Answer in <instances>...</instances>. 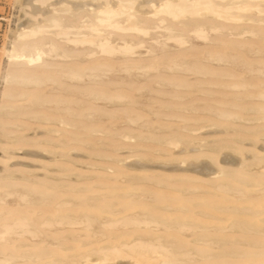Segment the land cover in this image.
Segmentation results:
<instances>
[{"label":"rangeland","instance_id":"obj_1","mask_svg":"<svg viewBox=\"0 0 264 264\" xmlns=\"http://www.w3.org/2000/svg\"><path fill=\"white\" fill-rule=\"evenodd\" d=\"M14 1L17 0H0V188L9 186L8 191L14 193L4 197L3 202L0 203V211H6L4 219L9 220L17 214L29 219L38 218L36 213L43 210L42 208H47L49 211L47 210L46 214H49L51 209L55 210V203L63 199L77 200L76 202L79 204H74L73 207L66 206V208L64 206V210L86 207L87 201L94 202L93 208L101 205L107 206L113 200L121 201L118 202L120 205L126 204L125 197H117L109 193H112L114 189H119L114 192L124 191L130 184L140 185V189H151L153 192L161 189L159 190L160 195H166L165 197L168 198L164 200L168 202L175 201L173 197L178 194L177 189L182 190L186 186L195 187L194 185H196L197 187L198 185L200 187L195 188L197 191L185 194L187 201H201V204L198 203L193 207L188 206L187 216L190 215L202 223L203 219L204 223H211L205 222L206 217L199 218L194 215L200 210L199 207L204 209L200 211L206 212L208 209L212 210L211 206L215 204L220 206L221 201L224 204V201L227 200L224 205H236L235 203L240 201H233L234 198L225 193H221V195H219L220 192L215 193L218 194L216 196L213 194L214 192L210 194L208 189L209 193H207L205 186L210 189L211 183L220 180L221 182L228 180V183H232V178L238 176L239 179L246 180H242V184L239 186L244 188V192L251 193V183L264 182V163L262 162L264 159L263 13H260V16L255 12L247 14L244 16L247 21L243 18L237 24L225 22L223 24L225 27L220 32L210 33L212 41L208 44L191 37L190 44L179 48L174 42H165L163 38L165 36L160 37V34H164L162 31H155L159 33L157 40L160 43H166L164 49L157 47L151 37H146L143 47L136 49V53L130 58L143 62L148 60L151 55L146 51L151 47L157 49L156 56H172L184 50V53H181L183 56L177 60L181 63H196V65L200 62L208 66L211 71L210 75L202 76L180 71L167 72L162 70V67H159L158 71H149L145 74L136 70H131L128 73L117 71L122 67L120 63L131 65L132 61H130L131 63L126 61V56H115L110 59L106 55L97 53L95 47L73 46L66 43L64 38H54L48 33L44 35V41L54 40L61 47L60 52L65 51L68 55L74 52L77 57L62 59L56 58L52 54L44 58L46 65L44 68L36 67V70L41 71L38 72V75L42 74L43 79L51 77L53 74L52 77L61 81V84L59 81L54 83L44 81L40 85H19L5 82V70L9 69V62L4 50H10L13 38L11 33L17 25L25 18H29L32 23L37 24L42 20V13L36 12L35 9H27L28 16L25 17L20 4L17 2L15 4ZM55 1L51 0L42 7H37L46 11V5ZM140 1L138 0V2ZM262 8L264 9V5ZM148 9H152L151 5L142 4L139 8L143 12L150 11ZM77 13L79 11L75 14ZM82 15L85 16L86 13L80 12L79 15L73 17L74 19L70 15L62 14L64 16L62 19L65 25L74 23L79 26L86 19L84 17L81 19ZM249 18L252 22L248 20ZM229 31L240 34V36H230ZM247 31H253L256 36L242 33ZM156 33H152V35ZM111 37L115 39V37ZM224 45L227 47L234 45L235 49L217 50ZM200 49L205 53L207 51L223 53L222 55L226 57L225 62L201 61L202 52ZM94 52H96L95 55L88 56L89 53ZM192 53L193 55H191ZM121 60L123 62H120ZM90 61L99 64L109 63L108 66L111 67V70H100L97 72L99 75L97 78L89 80L87 77H83L76 82L67 80L63 73H57L58 70H65L71 65L76 68L82 64L80 67H83L87 65V62L90 64ZM157 74H159L158 77ZM221 81L222 83H220ZM4 92L10 93L12 98L3 96ZM260 93L262 96L258 97ZM220 114H228L229 117L222 118ZM233 114L236 116L234 117ZM61 120L67 124H61ZM170 143H177V145ZM226 157L234 160L235 163L223 162ZM256 158L262 160L256 161ZM199 163H207L216 172L224 170L227 174L225 176L212 174L206 178L207 176L204 177L192 171L194 165H199ZM136 164L144 167H138ZM189 164H192L193 168ZM201 177L202 180L205 178L211 183L203 180L204 183L200 180ZM100 184L103 185L102 188H99ZM22 187H26L25 189L29 191V202L18 200L15 194L19 193ZM193 187H190L191 190ZM105 188L109 191L111 189V191H107L109 195L103 196L100 193ZM199 189H201V193L198 191ZM203 190L205 193H202ZM169 191L173 194H170L172 199L168 196ZM62 192L67 193L62 194ZM45 195H50V199H46V202L43 201L41 204L39 201L45 198ZM93 196L96 197L93 198ZM188 196H192V198L190 197L188 200ZM202 196L205 198H201ZM36 199L38 201H35ZM32 201L35 205L31 204ZM222 204L221 206H224ZM43 212L46 211L43 210ZM214 214L220 215L218 212ZM239 216L242 218L244 215ZM207 220L215 222L210 218ZM117 230L107 229L106 232L117 233ZM206 232L211 234L208 230ZM196 233L190 235V233L174 232L178 239L180 237L179 242H184L185 245L195 242L192 237H195ZM200 233L204 235L205 231H200ZM212 233L214 237H225L222 240L226 241V244L221 243L222 247L218 246V252L215 251L217 247L205 245V252L202 255H210L209 252L215 251L214 253L218 256L210 255V258L212 256L215 258L212 257L210 261L209 258L206 259L209 261L207 263L203 260L204 258L202 261L205 263L200 261V258V260L194 259L195 261L191 260L193 261L191 263H187V261L183 264L199 261L202 264H212L211 262L215 264V261L216 264H260L264 262V240H262L264 237L239 230ZM68 234L70 233L68 232ZM217 234L219 235L215 236ZM76 238L70 241L66 240V242L62 240V244L71 247L67 250L78 249L79 244L76 241L79 242V235L78 240ZM7 239L6 242H1V245L17 250H20V244L32 249H38L37 244H41L39 239L31 240L25 236L19 238L13 235L8 236ZM229 239L239 241L236 243L227 242ZM26 240L30 244H27ZM190 240L194 242L192 243ZM44 241L51 240L47 238ZM96 243L97 241L93 244ZM198 244L195 243L194 246L201 249L198 248L200 245ZM42 246L45 245H39V247ZM51 248L55 251L58 250L57 252L65 250V248L57 250L54 247ZM206 248L213 251L208 250L207 254ZM229 251H235L237 254L230 252L233 255H229ZM67 257L70 256L65 255V258ZM90 259L94 260L96 257H90ZM31 260L28 261L29 263L23 260L15 261V264H23V262L35 264L37 261Z\"/></svg>","mask_w":264,"mask_h":264},{"label":"bare ground","instance_id":"obj_2","mask_svg":"<svg viewBox=\"0 0 264 264\" xmlns=\"http://www.w3.org/2000/svg\"><path fill=\"white\" fill-rule=\"evenodd\" d=\"M16 2L20 4L19 6L21 7L23 16L25 17L28 16L27 9H35L36 12L42 13V20L40 22H37V24L32 23L29 18H25L19 25H17L16 29L11 33L13 38L11 37L12 43L10 50H4V54L6 55L9 62V69L5 70L6 75L4 74L5 82L16 83L19 85H40L44 83V81H48L51 83L56 82L57 79H55V77H52L54 76L53 74H51V77L43 79V77L41 76L42 74L38 75V72L41 71L36 70V67L44 68L46 66L44 64V58L52 54L54 57L62 59L68 57H77L74 52H72L71 54L69 53L71 56L66 54L65 51L60 52L61 47L58 43L54 42V40H50L49 42L44 41V35L48 33L54 38H64L66 43H70L73 46L89 45L95 47L97 53H101L103 54V56L106 55L110 59L115 56H126V61H132L131 65H124L125 63H120L122 67L117 71L128 73L131 70H136L142 71V73L145 74L149 71H158L159 67H162L161 69L167 72L180 71L185 73L199 74L202 76L210 75L211 71L209 70L208 66L201 64L200 62L198 65H196V63H181L179 60H177L180 56H183V54L181 53H184V50L172 56H156L155 52H157V49L151 47L146 51L149 55H151L149 56L150 58L148 60H144L143 62L142 60H131L130 58L136 53V49L143 47V44L145 43L144 38L146 37H151V39L154 40V44L157 47H161L162 49H164V47L166 46L165 42L169 41L174 42L179 48L185 47L186 45L190 44L189 39L191 37L208 44L212 41L210 33L220 32L221 29H224L225 25L223 24H225V22L237 24L238 21H242L241 19H243L244 16H247V14H252V12L257 13L256 15L259 14V16L260 13L264 14V9L262 8V5H264V0H141L140 2H138V0H56L55 2L46 5V11L40 9L39 7H42L47 2H51V0H17ZM142 4L151 5L152 9H148L150 11L147 12L140 11L139 8ZM78 11L79 13H86L85 16L82 15L81 17V19L83 17L86 19L79 26L74 25V23L65 25V22L62 19V17L64 18V16H62V14L70 15L73 18L76 15H79V13L75 14ZM29 16L30 18H32L31 15ZM66 19L68 18L66 17ZM248 20H250V18ZM250 22L252 21L250 20ZM155 31H162L164 33L163 35L160 34V37L165 36L163 37L165 39L164 43H160V41L157 40V37H159V33H156ZM152 33L156 34L152 35ZM242 33H248L256 36L253 31ZM229 35L240 36V34L232 31H229ZM111 36L115 37V39H112ZM226 49L234 50L235 47L234 45H232L231 47H227L224 45L220 46V48H217V50L220 51ZM200 52H202L200 58L201 61L206 60L216 63L225 62V55H222L223 53H220L219 51H207L205 53L200 49ZM95 54L96 52L89 53L88 56L90 57ZM191 55H193V53ZM120 62H123V60H121ZM89 63L90 64H88L87 62V65L83 67H80L82 65L81 64L76 68L70 64L71 67L68 66L69 68H65V70L56 71L58 74H65V78L67 80L76 82L83 77H87V79L89 80L95 79L99 76L97 72H99L100 70H111V67L108 66L109 63L99 64L97 62V64L94 61H90ZM46 72L48 71L46 70ZM156 76L158 77L159 74H157ZM153 78L155 77L153 76ZM60 82L61 81H59V83ZM220 83H222V81ZM4 94L3 96L12 98V95L10 93L4 92ZM102 94H99V96H102ZM261 96L262 94L260 93L258 97ZM262 97H264V95ZM227 115L220 114V117L223 118ZM60 123L63 125L67 124L62 120ZM172 145H177V143H173ZM228 157L224 158L223 162L228 164L235 163L234 160H231ZM259 160L262 159L256 158V161ZM262 162L264 163V159L262 160ZM136 165H138V167H144L143 165ZM189 165L190 167H192V164ZM192 171L204 177L207 176L206 178H209V175L212 174H222L224 176L227 174L224 170L216 172L210 166H208L207 163H199V165H194ZM239 178L238 176H234V178H232V183L230 181V183H228V180H222V182L221 180H217L218 182L211 183L207 179L203 178V180H207L211 183L210 189L202 185L204 188H206V191L208 189L210 194L211 192H214L213 194L220 192L219 195H221V193H225L228 196L234 198V200L232 199L233 201H240L238 203H235L236 205H224L227 200L224 201V204H222L223 202L221 201L220 206H217L216 204V206H211L213 212L210 209H208V211L206 212L200 211L204 209L202 207H199L198 209L200 210L194 213V215L198 216L199 218L206 217L205 222L208 221L211 223H204L203 218L202 223L197 219L190 217V215L187 216L189 205L193 207L198 203L201 204V201H190L189 199L190 197L192 198V196H188L189 201L185 200V194L191 193L190 191H192L193 193V191L196 190L195 188L198 189L200 187H198V185L196 187V185L194 184L193 185L195 187L191 185L188 187L186 186L187 189L186 187L182 190L177 189V191L179 192L176 197H173V199L175 200L173 202L164 200L168 197H165L166 195L164 196V194H162L163 196L160 195L159 190L161 189H156L159 193L158 195V193H155L157 192L155 191V189H153L155 191L153 192L151 191V189H140V185L130 184L126 187L125 190L122 189L124 191L114 192L116 190L114 189L112 190V193H109L111 189L109 191L105 188L104 190L102 189L103 191L101 190L100 193L103 196L112 194L117 197H125V200L127 201L126 204L120 205L119 203L121 201H118V203L116 200H113L112 203L108 204L107 206L101 205L97 208H93L92 206L94 202L87 201L86 207L64 210L66 206L73 207L74 204L76 205L77 200L74 201L72 199H63L56 202L55 206L53 205L55 207L54 211L51 209L49 214H46L48 213V209L42 208L46 212H43V210L40 209L41 211L39 210L40 212L36 213L39 217L32 219L17 214V216L13 215L14 217L6 220L4 219L6 211H0V264H12V262H14L15 264V261L22 260L28 262L31 259L37 260L35 264H88L92 262H94L95 264H176L178 262L179 264H183L187 261V263H191L193 262L191 260L194 259L200 260V258V261H202V259L204 258L203 260H205L207 263L211 260L212 257L215 258V256H212L211 258L209 256L213 254L216 255V253L214 252H218V246L220 247L221 243L223 244L226 242L222 240L225 237H220L221 239L219 237H214L212 236V232L221 233V231L239 230L240 232H251V234L255 236L264 237V182L251 183L252 192L246 193L243 191L244 188L242 189V186H239L242 184V180L244 179ZM260 179L261 181H263L262 178ZM200 180H202V177ZM210 180L212 179L210 178ZM197 182H199V180H197ZM203 182L205 183V181ZM101 186L103 187V185L100 184L99 188H102ZM190 187H193L192 190ZM25 188H20L21 191L15 194L18 200L22 202H29L28 199L30 197V194L29 191ZM8 190L9 186L2 189L0 188V203L3 202L4 197L14 194ZM117 190L119 191V189ZM198 191L200 192L201 189H199ZM208 191L207 193H209ZM66 193L62 192V194ZM202 193H205V191L203 190ZM170 194H172V192L169 191V197L171 196ZM215 195L217 196L218 194ZM58 197L60 198V196ZM95 197L96 196H93V198ZM218 197L216 198L219 199ZM201 198H205V196H202ZM216 198L213 197L212 199ZM46 199H50V195H45V198H43L39 202L42 204V202ZM35 201H38V199H36ZM31 204L35 205L33 201L31 202ZM205 204L207 205V203ZM221 204L224 206H221ZM35 209L38 210V208ZM29 212L32 213L31 211ZM215 212H218V214L220 215H213V213ZM239 215L244 216L241 218ZM207 218L213 219L215 220V222L212 223V221L207 220ZM2 219L4 220L2 221ZM107 229L118 230L117 233H112L113 230L112 232H106ZM207 230L210 231L211 234L209 232H206ZM200 231H205V234H201ZM68 232L70 234H68ZM174 232H178L179 234L190 233V235L197 232L195 234L196 238L191 236L195 242L190 240L192 241V243H194L191 244L190 242L185 245L184 242H179L180 237L178 239V237L176 236L177 234H174ZM13 235L19 238H23V236H25L30 238L31 240L39 239L41 241V244L49 247L45 248V246H42V249V247H39V245L41 246V244L38 243V247L36 246L38 249H32L20 244V250H17L10 248V246L8 247L3 244L1 245V242H6L9 239H7L8 236L11 237ZM78 235L79 242L76 241V243L79 244L78 249H72L73 251L67 250L71 247H67V245H65L64 243L62 244V240L66 242V240L70 241L71 239L76 237V240H78ZM196 235L200 236L198 237ZM218 235L219 234L215 236ZM47 238H49L51 241H44V239ZM256 238L258 239L259 237ZM28 241L27 244H30L28 243ZM95 241H97V243L93 244ZM238 241L230 239L227 240V242L231 243H236ZM195 243H199L200 245L198 244V248L201 249H197V246H194ZM247 243L249 242L247 241ZM205 245H209L212 247L214 246L213 248H217L215 251L206 248L207 254L209 251L213 252H209V254L211 253L210 255H202L203 252H205ZM51 247L56 248V250L65 248V250L63 249L64 251L60 250L61 252H57L58 250L55 251ZM18 251L19 253H17ZM20 251H22L23 254H21L22 252L20 253ZM230 252L237 254V252L235 251H229V255H233ZM261 254L263 255V253ZM65 255L70 257L65 258ZM90 257H96V259L91 260ZM206 259H208L209 261ZM200 261L194 263L202 264L200 263ZM205 261L202 262L205 263ZM211 263L213 264L214 262ZM23 264H25V262H23ZM260 264H264V262H261Z\"/></svg>","mask_w":264,"mask_h":264}]
</instances>
